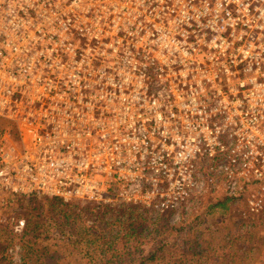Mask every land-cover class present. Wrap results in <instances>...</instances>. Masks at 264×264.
I'll return each instance as SVG.
<instances>
[{
  "label": "built area",
  "instance_id": "1",
  "mask_svg": "<svg viewBox=\"0 0 264 264\" xmlns=\"http://www.w3.org/2000/svg\"><path fill=\"white\" fill-rule=\"evenodd\" d=\"M0 119L8 196L264 215V0H0Z\"/></svg>",
  "mask_w": 264,
  "mask_h": 264
},
{
  "label": "trees",
  "instance_id": "2",
  "mask_svg": "<svg viewBox=\"0 0 264 264\" xmlns=\"http://www.w3.org/2000/svg\"><path fill=\"white\" fill-rule=\"evenodd\" d=\"M50 199L49 221L59 237L53 245L55 250L50 254L49 251L39 253L34 243L27 242L22 264H232L230 255L222 253L219 256L210 244L202 248L197 239L171 236L176 229L163 215L149 217L140 209L128 206H121L116 215L111 209L99 214L88 211L86 215L94 221L89 227L84 208L60 199ZM241 202L244 203L225 196L210 209L228 210V205ZM36 222L29 220L26 228L38 233L42 224ZM156 225L163 230L154 229ZM180 230L183 231L182 228ZM28 233L26 231L25 235ZM3 241L4 238H0V253L6 251ZM70 258L72 262H69ZM3 260L12 264L6 258Z\"/></svg>",
  "mask_w": 264,
  "mask_h": 264
},
{
  "label": "rangeland",
  "instance_id": "3",
  "mask_svg": "<svg viewBox=\"0 0 264 264\" xmlns=\"http://www.w3.org/2000/svg\"><path fill=\"white\" fill-rule=\"evenodd\" d=\"M0 130L6 132L11 140L18 136L15 126L6 120L0 119ZM225 196L224 192L215 189L193 196L186 206L175 211L161 214L140 210L149 217L163 215L168 219L169 225L176 229L171 236L179 239L184 236L197 239L202 248H207L210 244L219 256H222V253L230 255L232 264H264V215H250L243 202L228 205V210L210 209L212 204ZM50 200L42 196H8L0 192V238H4L2 246L6 248L4 253H0V264H7L3 258L12 264H22L25 260L23 259L26 252L24 246L27 242L34 243V248L39 253L49 251L50 254L55 250L53 245L57 243L59 237L49 221ZM68 204L84 208L89 227L93 226L94 221L86 215L88 211L99 214L111 209L114 212L113 215H116L120 209L118 206H99L88 202ZM29 220L33 223L37 220L39 224H42L38 233H33L31 229L26 228ZM20 223L24 224L22 231L15 232V228ZM191 228L193 230L190 232ZM154 229L163 230L158 225L154 226ZM26 231L29 233L25 235ZM165 234L168 235L167 232ZM69 262H72L71 258ZM219 262L221 263L222 260Z\"/></svg>",
  "mask_w": 264,
  "mask_h": 264
}]
</instances>
